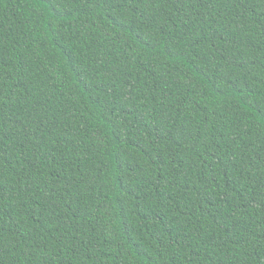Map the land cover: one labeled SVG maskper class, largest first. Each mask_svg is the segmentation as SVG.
Wrapping results in <instances>:
<instances>
[{
  "label": "trees",
  "instance_id": "16d2710c",
  "mask_svg": "<svg viewBox=\"0 0 264 264\" xmlns=\"http://www.w3.org/2000/svg\"><path fill=\"white\" fill-rule=\"evenodd\" d=\"M0 264H264V0H0Z\"/></svg>",
  "mask_w": 264,
  "mask_h": 264
}]
</instances>
